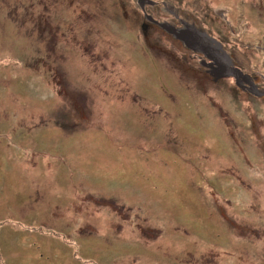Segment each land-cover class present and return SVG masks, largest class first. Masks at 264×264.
I'll use <instances>...</instances> for the list:
<instances>
[{"label": "rangeland", "instance_id": "374dc122", "mask_svg": "<svg viewBox=\"0 0 264 264\" xmlns=\"http://www.w3.org/2000/svg\"><path fill=\"white\" fill-rule=\"evenodd\" d=\"M44 1L0 14V264H264V99L185 87L113 0Z\"/></svg>", "mask_w": 264, "mask_h": 264}, {"label": "flooded vegetation", "instance_id": "af4514ba", "mask_svg": "<svg viewBox=\"0 0 264 264\" xmlns=\"http://www.w3.org/2000/svg\"><path fill=\"white\" fill-rule=\"evenodd\" d=\"M65 1L71 8L74 4L76 9L79 7L77 0ZM4 2L9 13L8 0ZM19 2L21 0H17ZM89 2L84 7L89 9ZM21 3V9L16 3L13 8H19L16 12L24 18H39L41 9H46L44 0H36L39 14L36 8H32L35 7L34 1L28 2L33 6L27 1ZM112 4L116 9L114 13L128 22L131 32L135 33L132 38L134 46L149 52L163 66L170 65L181 73L179 79L185 77L189 81H184L185 87L195 84L204 91L218 87L229 93L234 105H241L244 100L255 104L264 99V58L263 61H255L249 55V50L264 54V45H260L258 40L252 44L243 39L252 24L247 10L254 8L251 11H255L257 19L262 20L264 0H250L249 3L236 0L233 8L220 6L219 9L209 6L204 0H113ZM6 9L0 10V14L7 12ZM84 11V8H79L85 17ZM41 19L36 23L38 32L48 27L51 29ZM89 27L86 30H90ZM253 107L257 110L256 106Z\"/></svg>", "mask_w": 264, "mask_h": 264}]
</instances>
